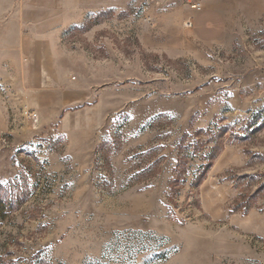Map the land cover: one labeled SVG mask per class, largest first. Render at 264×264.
I'll list each match as a JSON object with an SVG mask.
<instances>
[{"label": "rangeland", "instance_id": "obj_1", "mask_svg": "<svg viewBox=\"0 0 264 264\" xmlns=\"http://www.w3.org/2000/svg\"><path fill=\"white\" fill-rule=\"evenodd\" d=\"M54 2L2 68L0 264H264V0Z\"/></svg>", "mask_w": 264, "mask_h": 264}, {"label": "crops", "instance_id": "obj_2", "mask_svg": "<svg viewBox=\"0 0 264 264\" xmlns=\"http://www.w3.org/2000/svg\"><path fill=\"white\" fill-rule=\"evenodd\" d=\"M54 1L60 0H49V2L46 0H0V88L3 85L1 82L2 68L16 73V64L24 62L19 53L14 54L15 48L26 47L29 40L48 44L52 36L60 39L61 34L70 26L79 24V21L68 23V19L62 17V9L59 6L61 4L56 5ZM216 15L219 13L215 11L212 16ZM208 23L203 25L204 30L207 28L210 31H219L220 35L224 33L223 20L220 24L214 23V21ZM37 45L34 46L37 47ZM3 48L9 49V51L4 54ZM9 86L12 89L11 94L16 96L27 93L31 97L39 93L34 83L28 88V91L25 88L21 89L20 84L13 86L10 84ZM31 105L29 106L25 101L26 109L36 113L35 107L33 104Z\"/></svg>", "mask_w": 264, "mask_h": 264}, {"label": "trees", "instance_id": "obj_3", "mask_svg": "<svg viewBox=\"0 0 264 264\" xmlns=\"http://www.w3.org/2000/svg\"><path fill=\"white\" fill-rule=\"evenodd\" d=\"M10 212H11L10 203H3V201L0 200V220L5 219L7 214Z\"/></svg>", "mask_w": 264, "mask_h": 264}, {"label": "built area", "instance_id": "obj_4", "mask_svg": "<svg viewBox=\"0 0 264 264\" xmlns=\"http://www.w3.org/2000/svg\"><path fill=\"white\" fill-rule=\"evenodd\" d=\"M191 8L193 10H196V11H199L201 9V7H200V5L198 3L191 5ZM188 27H190V24L188 25ZM30 112H31L30 114H31L32 119H35L36 118V114L33 113L32 111H30Z\"/></svg>", "mask_w": 264, "mask_h": 264}]
</instances>
